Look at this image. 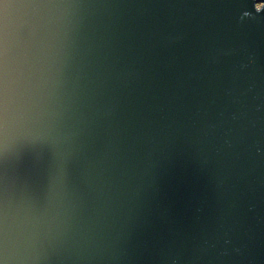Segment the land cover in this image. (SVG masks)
Listing matches in <instances>:
<instances>
[{
  "label": "water",
  "instance_id": "water-1",
  "mask_svg": "<svg viewBox=\"0 0 264 264\" xmlns=\"http://www.w3.org/2000/svg\"><path fill=\"white\" fill-rule=\"evenodd\" d=\"M0 264H264V0H0Z\"/></svg>",
  "mask_w": 264,
  "mask_h": 264
}]
</instances>
